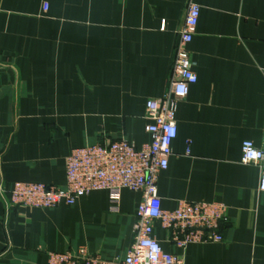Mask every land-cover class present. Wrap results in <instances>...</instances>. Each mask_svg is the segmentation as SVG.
<instances>
[{
    "label": "crops",
    "instance_id": "crops-1",
    "mask_svg": "<svg viewBox=\"0 0 264 264\" xmlns=\"http://www.w3.org/2000/svg\"><path fill=\"white\" fill-rule=\"evenodd\" d=\"M201 8L189 46L198 82L176 113L177 138L160 174L162 207L180 201L228 208L223 242L176 247L184 264H264L261 171L242 145L264 148V0H194ZM46 7H48L46 9ZM188 0H0V264H48L51 253L86 248L124 259L141 194L107 191L74 206L13 207L16 182L65 188L74 149L126 139L150 142V100L169 89Z\"/></svg>",
    "mask_w": 264,
    "mask_h": 264
},
{
    "label": "built area",
    "instance_id": "built-area-1",
    "mask_svg": "<svg viewBox=\"0 0 264 264\" xmlns=\"http://www.w3.org/2000/svg\"><path fill=\"white\" fill-rule=\"evenodd\" d=\"M200 11L194 0H188L168 92L161 99L147 102L146 116L152 121L146 127L150 142L141 149L126 139L74 149L66 160L65 188L21 182L12 186L10 203L39 209L74 206L80 198L92 192L107 191L111 211L118 213L123 190L141 194L136 209L134 243L124 259L106 258L83 247L76 253H51L48 264H184L182 257L163 250L155 234L157 222L169 233L173 244L184 250L191 244L224 241L220 231L222 225L228 222L225 205L180 201L175 210L166 211L158 192L160 174L169 167L173 155L172 143L178 135V106L187 99L190 87L198 82L189 46L197 32ZM242 163L260 169V190L264 192V148L245 141Z\"/></svg>",
    "mask_w": 264,
    "mask_h": 264
},
{
    "label": "rangeland",
    "instance_id": "rangeland-1",
    "mask_svg": "<svg viewBox=\"0 0 264 264\" xmlns=\"http://www.w3.org/2000/svg\"><path fill=\"white\" fill-rule=\"evenodd\" d=\"M21 183H24V182H21ZM14 185V184H13ZM12 185V186H13ZM12 186H11V188H12ZM47 186V185H46ZM50 187V186H49ZM11 188H9L8 190L7 189H5L4 187H2L1 188V192L3 193V194H8V196H9V191L11 190ZM9 202V204H10V206H13V207H25V206H18V205H13L12 203H10V201H8ZM27 208H30V207H27ZM31 208H33V207H31ZM33 209H39V208H33ZM41 209V208H40ZM47 210H52V209H47Z\"/></svg>",
    "mask_w": 264,
    "mask_h": 264
}]
</instances>
